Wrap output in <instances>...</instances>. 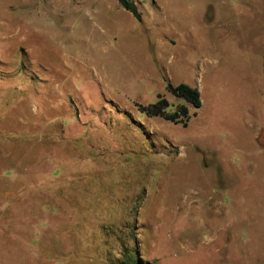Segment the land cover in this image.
Returning a JSON list of instances; mask_svg holds the SVG:
<instances>
[{
    "label": "rangeland",
    "instance_id": "1",
    "mask_svg": "<svg viewBox=\"0 0 264 264\" xmlns=\"http://www.w3.org/2000/svg\"><path fill=\"white\" fill-rule=\"evenodd\" d=\"M129 1L0 0V264H264V0Z\"/></svg>",
    "mask_w": 264,
    "mask_h": 264
},
{
    "label": "trees",
    "instance_id": "2",
    "mask_svg": "<svg viewBox=\"0 0 264 264\" xmlns=\"http://www.w3.org/2000/svg\"><path fill=\"white\" fill-rule=\"evenodd\" d=\"M119 2L126 8H129L132 3L129 0H119ZM167 90L178 98L184 99L192 108L195 109L193 115L197 114V110L202 106L201 92L198 87L192 86L188 83H179L173 85L168 82ZM159 99L150 104H139L142 112L148 116H158L165 120L171 121L175 124H182L187 126L192 117L189 105L180 104L176 109L171 110V104L163 97L162 94L158 95Z\"/></svg>",
    "mask_w": 264,
    "mask_h": 264
},
{
    "label": "water",
    "instance_id": "3",
    "mask_svg": "<svg viewBox=\"0 0 264 264\" xmlns=\"http://www.w3.org/2000/svg\"><path fill=\"white\" fill-rule=\"evenodd\" d=\"M138 19H141V14L138 11L137 5L132 2L128 8Z\"/></svg>",
    "mask_w": 264,
    "mask_h": 264
}]
</instances>
